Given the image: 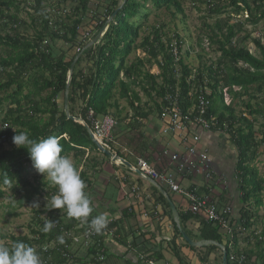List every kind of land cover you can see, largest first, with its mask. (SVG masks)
<instances>
[{"label":"trees","instance_id":"obj_1","mask_svg":"<svg viewBox=\"0 0 264 264\" xmlns=\"http://www.w3.org/2000/svg\"><path fill=\"white\" fill-rule=\"evenodd\" d=\"M15 1L0 0V21L2 20L0 47H5L4 55L0 53V114L3 105L6 104L5 112L0 118V136L6 137L0 144V197L4 194L1 188L7 187L14 193H18L19 197L15 202L17 206L22 207L30 204L34 196L41 194H45L48 201L57 192V188L51 186L47 178H43L39 173L34 174L33 182L28 178L27 165L32 166V162L27 149L17 148L13 144L14 129L17 132L28 131L31 138L37 141L49 136L57 137L62 145L61 155L67 157L71 155L76 163L81 161L86 147L90 146L98 152L86 128L80 122L67 118L63 111V102H58L59 95L63 93L66 86L70 64L78 51L68 57L64 52L58 53L52 42L60 39L70 48L77 47L81 50L89 41L79 38L82 35L80 31L82 20L88 12H94L95 22L92 27L97 32L105 25L107 17L119 7V3L118 0H111L106 5L101 18L97 0H72L70 10L64 14L65 19L60 20V14L53 17L46 9L47 0H35L34 4H30L33 12H26L30 19L29 25L33 28V33L28 37L20 33V29L26 28L27 24L25 20L19 18V12L22 9H19ZM185 1L124 0L103 36L94 44L85 47L75 62L69 80V112L72 115L79 114L87 123L88 108L98 114L117 116L121 114L119 99L131 98L132 103L138 99L133 87L141 86L142 91L147 94L154 92L155 97L159 99L170 89L172 91L175 85L180 89V107L183 112H186L195 103V96L189 94L192 86L201 85L207 80L206 85L210 89L207 116H214L217 119L216 129H223L222 124H226L224 130L228 133L237 152L236 178L240 199L232 238L233 247L234 250L239 251L237 228L240 226L250 229V235L244 238L250 247L243 251L249 264H264V212L261 215L258 214V210L263 206L264 178L253 163L259 155V147L264 148V43H261L260 37L253 38L252 41L259 50V56H257L242 44L250 37L249 32H245L241 44L235 40L237 33L246 23L255 26L264 20V0H200L204 1L210 14L231 8L232 14H228L226 18L216 19L213 25L205 24L210 28L208 39L216 44L215 50L219 56L215 62L201 63L195 72L185 62L184 57H181L179 76H176L173 56L169 50L172 36L166 35L162 31V26L153 27L150 32L141 35V21L149 14V12L142 13V9L147 10L149 6L150 9L155 10L165 8L172 17L176 14L184 16ZM65 2L66 0H57L56 3L57 6L62 4L63 7ZM91 5H94V9ZM49 6L53 8L52 4ZM11 9L14 11H10ZM242 15H244L243 19L240 17ZM233 17L236 18V22L231 23L230 19ZM51 20L53 25L50 24ZM172 34L181 51L182 37L177 32ZM202 40L199 37L198 43L201 44ZM137 50L144 52L143 56L136 55L133 59H129V55ZM84 59L90 62L87 70L81 67ZM154 64L158 67V73L151 72ZM192 74L194 79L187 81ZM236 87L239 90H235ZM223 89H227L231 95V101L234 97L247 96V100L243 103L248 115H237L232 102L230 101L229 104L224 102ZM156 105L159 109L160 103ZM258 116L261 117V122L258 123L256 130L255 123L258 121ZM4 123L7 124L6 127H3ZM81 174L84 176L82 171ZM156 192L159 201L163 203L171 218V211L165 197L157 190ZM8 207L11 208L9 214H14L13 204L9 203ZM60 211V209H48V206L47 209L36 211L29 234L8 236L7 238L11 239V245L17 241L24 242L39 248L37 250L43 264H63L66 258L62 250L72 257L71 250L64 248L66 243H70L64 230H71L73 225L71 222L63 224L64 216ZM41 215L46 217L42 218ZM44 219L55 222L52 230L47 233L42 231L47 222ZM192 219L198 222L196 233L187 231L185 227L186 223ZM179 220L182 228L192 239L224 243L217 224L182 210H179ZM172 224L174 238L169 241L171 250L178 264H188L176 246L175 237L181 236L173 220ZM253 226L260 227L258 235L253 234L258 230L257 228L252 230ZM109 227L115 228V238L128 248L127 251L134 250L138 255L139 253L145 255V259L156 262L162 259L161 247L146 245L148 242L144 238L145 233L132 238L129 243L127 232L121 225V221H111ZM259 236L261 238H258ZM58 237H63V244L58 243L47 254L41 251V245L49 244L53 240L58 241ZM3 238L5 236L0 235V239ZM93 240V246L74 254V262L99 264L109 256H113L108 249H104L105 259L102 262L95 261L93 257L98 253V249L103 247L106 234L102 232ZM184 244L191 250L200 252V264H210L209 254L219 251L217 263L221 264V253L216 245L191 247L187 243ZM140 245H144L143 250H140ZM224 245L229 255L230 249L227 243ZM46 257L48 260L45 261ZM227 261L228 264H233L229 259ZM142 263L145 264V261L143 260Z\"/></svg>","mask_w":264,"mask_h":264},{"label":"crops","instance_id":"obj_2","mask_svg":"<svg viewBox=\"0 0 264 264\" xmlns=\"http://www.w3.org/2000/svg\"><path fill=\"white\" fill-rule=\"evenodd\" d=\"M87 68L85 67V70ZM141 88V86L133 87L138 95V99L133 103L131 98L118 100L120 115L111 114L117 119L111 134L112 150L132 167H136V159L142 157L159 171L174 172L181 187L196 188L199 193L210 191L220 204H231L235 214L238 215L240 198L236 178L237 152L226 130L224 128L206 130L200 126L188 124L187 131L184 133L185 138L182 133H163L165 120L159 116L156 105L159 104V100L154 92L147 94ZM193 135L198 136L196 143L192 141ZM192 144L198 152H206L210 159L209 165L213 175L209 181L200 174L186 176L183 173H177L170 157L162 154L163 149H167L169 153L185 156L187 148ZM190 157L196 159L194 155ZM73 162L79 172H83L84 176L81 174V179L87 185L85 191L93 201L94 211L89 218L105 213L111 221H121V225L127 232L129 243L132 238L145 233L144 238L148 242L146 245L161 247L162 259L157 261V264L161 261L164 264H178L169 244V241L174 238L173 219L168 215L163 203L159 201L156 192L159 190L153 184L137 172L131 171L128 166L110 161L104 154L93 150L90 146L85 148L84 156L79 163H76L74 158ZM166 191L178 212L185 211L187 199L178 193ZM185 227L187 231L196 233L198 222L192 219L186 223ZM255 228L258 229L256 231L260 229L259 226H253L251 229ZM245 239L239 244L243 250L250 247ZM175 243L188 264H200L199 251L191 250L182 242L181 237H175ZM107 247L111 255L120 258L117 261L125 264H143V260L139 257L140 253L138 255L134 250L127 251L128 248L120 244L117 238L109 239ZM139 247L140 250L144 249V245ZM210 255L209 262L213 261L215 264L216 254L212 257Z\"/></svg>","mask_w":264,"mask_h":264},{"label":"built area","instance_id":"obj_3","mask_svg":"<svg viewBox=\"0 0 264 264\" xmlns=\"http://www.w3.org/2000/svg\"><path fill=\"white\" fill-rule=\"evenodd\" d=\"M47 10L52 14V16L61 14V11L59 9H56L54 6L53 8L49 7ZM50 24L53 25L52 20L50 21ZM89 35L90 33L88 31L86 33L82 32L81 37H83L82 39L84 40H89L88 37ZM170 35L172 36V41L169 44L170 47L169 50L171 51L173 56L176 76H179V71H180L179 60L182 57V50L185 43L183 42L181 46V51H179L175 36L173 34ZM76 49L80 54L84 50V48L79 50V48L77 47ZM185 51L188 52V50L186 49ZM158 71L159 70L157 65L154 64L151 67V72L158 73ZM193 72H195L194 68H193ZM192 79H194V74L190 75L187 78V81H190ZM206 82L207 80H205V82L201 85L192 86L189 94L190 95L193 94L195 96V103L186 112H183L180 107L179 104L180 89L177 85H175V88L172 89V91H170L171 90L170 89L164 94L162 98L158 99L160 103L159 116L165 120V125L162 128L163 133H167V132H172L176 134L182 133L185 138L186 136L184 135V133H186L187 131L188 124H194L206 130L216 128L218 126V121L214 116H207L208 107L210 105V99H209L210 89L206 85ZM229 96L230 94L229 92H227V89H223V97H224V102L226 104L230 103ZM226 99H229V102H227ZM86 117L95 138L102 144L103 147L113 151L111 146L113 141L111 134L113 128L117 123V119L110 114L95 113L91 108H88ZM6 126L7 124L4 123L3 127ZM222 126L223 128H225L226 124L223 123ZM5 138H6L5 135L0 136V144L4 142ZM192 141L196 143L198 141V136L193 135ZM162 154L164 156L170 157L177 173H183L186 176H193L200 174L203 176V178L206 181L212 179L213 172L209 165L210 159L208 158L206 152H198L194 144L190 145L187 148V155L185 156H179L178 153H169L167 149H163ZM192 155L196 156V159H192L190 157ZM117 164L123 165L121 163H117ZM135 165L141 172H143V174L149 176L159 186L165 188L170 193H178L180 195H183L188 201L187 208L185 211H189L193 215L203 218L204 220L211 221L219 226L218 232H220L224 243H227L230 249L229 255H227L229 261H231L233 264H249L248 258L245 252L243 251V249H241V247L239 246V244L246 236L250 235L251 230L240 226L237 228L239 251L234 250L233 247L234 243L232 241V238L234 234V225L238 218V215L235 214L234 208L232 207L231 204L228 203L220 204V202L217 201V199L212 195V193H210V191L206 193H199L196 188L187 189L181 187L178 182V177L175 176L174 172L170 170L159 171L156 168H154L145 158L138 157L136 159ZM129 169L131 171H134L130 167ZM60 213L64 216L63 224H65L66 222H71L73 225L71 230H64V234L68 236L70 240V243L69 242L66 243L64 248L71 250L72 257L68 252L62 250L63 256L66 258V261L63 264H77L76 262L73 261L74 254L76 252L78 253L79 251H85L91 246H93L94 245L93 238L97 234L90 232L87 225H83V226L81 224L75 225L74 223L78 221L74 219H69L66 216L65 210H61ZM45 217L46 215H42V218ZM89 220L91 219L89 218ZM103 232L106 234V241L103 247L101 246L98 249V253H96L94 257L93 255H90L95 259V261H100V262H102L105 259L104 249H108L107 241L109 239L115 238L114 228H110L109 224L107 225V228ZM253 234L258 235L259 231H255ZM258 238L261 237L259 236ZM58 243H59L58 241L53 240L49 244L41 245L40 249L42 252H45L47 254L48 251L55 248L58 245ZM36 249L39 248L36 247ZM139 257L140 259L145 261V264H157L156 261L152 259H145L146 258L145 255L140 254ZM46 260H48L47 257L45 261Z\"/></svg>","mask_w":264,"mask_h":264},{"label":"rangeland","instance_id":"obj_4","mask_svg":"<svg viewBox=\"0 0 264 264\" xmlns=\"http://www.w3.org/2000/svg\"><path fill=\"white\" fill-rule=\"evenodd\" d=\"M35 0H16L15 4H18L19 9V18L26 21V28H21L20 33L24 34L28 37L31 36L33 33V28L29 25L30 19L26 12L32 13L31 11V5L34 4ZM99 2V14L103 17V13L105 12L104 9L107 4L110 3L111 0H97ZM123 0H118L119 6L121 5ZM48 6L46 9H48L50 6L49 4L53 5L55 8L57 7L61 14L59 15L60 20H64L66 14L72 5V0H66L65 4L62 7V4L57 6V0H47ZM27 6L25 7V5ZM56 4V6H55ZM150 5V4H148ZM147 6V5H146ZM92 9H94V5H91ZM96 8V7H95ZM184 10L185 14L184 16L181 14H176V16L172 17L170 12L167 11L165 8L155 10L150 9V6L147 10L142 9L143 12H149L146 19H143L142 27H141V35L147 34L151 31V28L160 27L162 26L166 35L172 34L177 32L179 36L182 37L183 42L185 43L183 50H182V57H184L185 62L191 65L192 68L196 69L198 68L201 63L209 64L210 62H215L219 56V53L216 52V44H213L209 41L208 35L210 34V28L207 27V25H213L214 21L216 19H224L228 16V14H232L231 8H226L223 11H220V13H214L210 14L208 12L207 6L204 3V1L200 0H186L184 2ZM10 11H14L11 9ZM57 11V10H56ZM94 12H88V14L84 17L81 23L80 31L82 32H89L90 35L88 43L98 34L99 30L96 32L94 28L92 27L94 25ZM55 16V15H54ZM53 16V17H54ZM242 19L244 18V15L240 16ZM58 19V18H57ZM2 21V20H1ZM0 21V24H1ZM230 22H236V18H231ZM207 24V25H205ZM92 27V28H91ZM245 32H249V38L245 40L243 43L242 38L245 35ZM201 37L203 40L201 41V44L198 43V38ZM261 38V43H264V20L260 21L257 25L253 26L248 23L245 24L243 29L237 33L235 40L239 44H243L247 46V48L250 50L251 53L259 56V50L255 46L254 42L252 41L253 38ZM82 39L83 37H80ZM140 40V39H139ZM52 45L55 49H57V52H64L66 56H71L75 54L77 51L76 47L70 48L69 45L65 42H63L60 39L53 40ZM2 49V50H1ZM4 46L0 47V53L1 55H4ZM188 50V53H186ZM139 55L143 56V52L141 50H137L135 53L132 52L129 55V59H133L134 56ZM90 62L86 59H84L81 63V67L85 68L88 67V64ZM88 69V68H87ZM86 69V70H87ZM237 88V87H236ZM235 90H239L238 88ZM231 96V95H230ZM229 96V99L231 101V97ZM229 99H226L227 102H229ZM247 100V96H240V97H234L232 98V104L235 108V113L237 115H248V111L244 106V101ZM58 102L62 103V93H60ZM254 103V101H252ZM264 106V104H263ZM6 104L2 107V112L0 114V118L5 112ZM258 121L255 123V129L258 128V123L261 122V117L258 116ZM259 155L253 162L256 168L258 169L259 174L264 178V148L263 146H260L258 149ZM69 158L73 161L72 156H69ZM34 174H37L34 167L31 165H27V175L28 178L33 182V176ZM2 190H4L3 196L0 197V235H4L5 238L0 239V245L9 246L11 245V239L7 238L10 235L13 236H22L25 234H29V231L32 226V220L35 215L36 211H42L43 209H47L48 204L47 203V197L45 194L34 196L31 203L28 205H24L22 207H19L16 205V199L19 197L18 193H14L12 190H10L7 187H2ZM262 199H263V206L260 207L258 210V214H262L264 212V188L262 191ZM13 204L14 208V214H9V210H11L10 207H8V204ZM42 216V215H41ZM191 238V237H190ZM183 243H186L181 238ZM202 253V252H201ZM216 254L217 259L219 260V251H213V253L210 255L211 257ZM117 258L115 255L109 256L104 262L99 264H125L124 262L117 261ZM212 260V259H211ZM217 260V262H218ZM215 262V264H219ZM213 261H210V264H213ZM90 264V263H89ZM159 264H164L163 261L159 262Z\"/></svg>","mask_w":264,"mask_h":264},{"label":"clouds","instance_id":"obj_5","mask_svg":"<svg viewBox=\"0 0 264 264\" xmlns=\"http://www.w3.org/2000/svg\"><path fill=\"white\" fill-rule=\"evenodd\" d=\"M14 131L13 144L17 148L27 149L36 172L43 178L46 177L50 185L57 188V192L47 201L48 209L65 210L69 219L77 220L82 226L87 225L90 232L102 234L111 221L105 213L89 220L94 211L93 201L85 191L87 185L81 179L74 162L61 155L62 145L59 139L49 136L37 141L31 138L26 130ZM54 225V221L48 220L42 231L47 233ZM58 242L63 244V237H58ZM0 264H43V261L35 247L17 241L11 246L0 245Z\"/></svg>","mask_w":264,"mask_h":264},{"label":"water","instance_id":"obj_6","mask_svg":"<svg viewBox=\"0 0 264 264\" xmlns=\"http://www.w3.org/2000/svg\"><path fill=\"white\" fill-rule=\"evenodd\" d=\"M124 2V0L122 1V3ZM121 5L119 7H117L106 19L105 25L99 30L98 34L89 42L85 45V47L90 46L92 44H94L96 41H98L104 34L105 30L107 29V27L110 25L111 21L114 19L117 11L120 9ZM84 47V48H85ZM80 53H78L75 58L73 59V61L70 64L69 70H68V75H67V82H66V86L65 89L62 93V98H63V111L65 113V115L67 116V118H70L71 120L75 121V122H80L87 130L88 135L92 141V143L94 144V146L96 147V149L101 152L102 154H104L107 158H109L110 161L114 162V163H121L125 166H128L130 168H132L135 172H137V174H140L141 176H143L145 179H147L151 184H153L158 190L159 192L165 197L166 202L169 206V209L171 211V216L173 219V222L175 223V226L181 236V238L191 247H202V246H206L209 244H214L216 245L219 250L221 251V264H228L227 261V253H226V248L223 245V243L217 242V241H213V240H204V239H199V240H195L192 239L188 236V234L186 233V231L182 228V226L180 225V220H179V212L178 209L176 208V206L174 205L172 199L170 198V196L168 195L167 191L159 186L153 179H151L149 176L143 174V172H141L137 167L135 166H131L129 162H127L125 159H123L122 157L119 156L118 153L113 152L105 147L102 146V144L95 138L89 124L84 121L80 116L78 115H72L69 112V101H68V89H69V80L71 78V74L75 65V62L77 60V58L79 57Z\"/></svg>","mask_w":264,"mask_h":264}]
</instances>
